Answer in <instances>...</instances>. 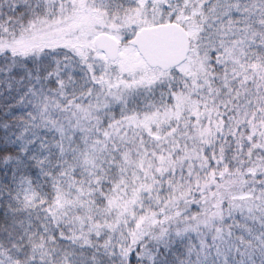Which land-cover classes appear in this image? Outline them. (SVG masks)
Wrapping results in <instances>:
<instances>
[{
	"label": "snow or ice",
	"instance_id": "1",
	"mask_svg": "<svg viewBox=\"0 0 264 264\" xmlns=\"http://www.w3.org/2000/svg\"><path fill=\"white\" fill-rule=\"evenodd\" d=\"M0 264H264V0H0Z\"/></svg>",
	"mask_w": 264,
	"mask_h": 264
}]
</instances>
